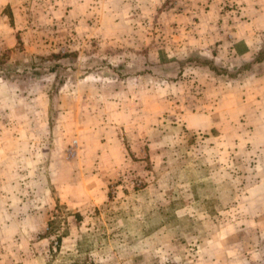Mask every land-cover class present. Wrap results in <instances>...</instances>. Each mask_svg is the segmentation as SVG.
<instances>
[{
  "label": "rangeland",
  "instance_id": "rangeland-1",
  "mask_svg": "<svg viewBox=\"0 0 264 264\" xmlns=\"http://www.w3.org/2000/svg\"><path fill=\"white\" fill-rule=\"evenodd\" d=\"M120 1L0 0V82L11 85L9 90L0 83V97L38 98L39 159L37 168L23 170L21 192H32L35 207L48 213L39 218L36 231L15 233L30 243L20 255L14 257L17 251L0 233V264H225L234 257L246 259L241 264H264V231L250 226L253 216L233 214L236 206L254 205L235 195L248 185L231 182L230 199L222 198L214 178L207 180L220 173L212 165L221 155L213 154L212 165L205 167L206 135L185 131L175 105L167 104L158 119L141 108L130 117L103 107L119 91L114 80L173 84L176 78L188 80L184 69L189 65L205 66L214 78L228 80L246 73L257 55L238 70L196 51L159 62L148 52L158 49L150 37L175 32L174 15L199 9L205 16L206 4L164 0L158 8L140 4L128 12ZM113 11L123 22L114 23ZM160 15L162 30L157 29ZM208 59L217 70L204 62ZM199 85L194 83L193 94H201ZM122 91L128 95V89ZM146 116L152 119L144 122L148 129L140 121ZM100 124L107 144L96 158L83 152L82 137ZM159 135L167 137L165 148L157 142ZM250 163L251 158L246 175L255 174ZM230 170L244 172L236 166ZM92 177L106 181L97 196ZM227 209L230 214H222Z\"/></svg>",
  "mask_w": 264,
  "mask_h": 264
},
{
  "label": "crops",
  "instance_id": "crops-1",
  "mask_svg": "<svg viewBox=\"0 0 264 264\" xmlns=\"http://www.w3.org/2000/svg\"><path fill=\"white\" fill-rule=\"evenodd\" d=\"M120 2L129 8V12L140 4L146 10H150V7L158 8L162 6L164 0H157V3L152 0H141V3L140 0ZM203 3L206 4V13L203 12L205 16L199 15V9H192L188 16L174 15L173 28L176 31L166 34L160 31L154 33L150 39L156 40L158 49L153 48L148 52L155 54L159 62H167L196 51L206 57L222 60L224 63L226 61L231 66V70H238L243 62L256 56L264 45V0H203ZM198 7H200L199 3H197ZM146 14L149 17L150 14L147 12ZM113 15L116 18L115 24L123 22L118 12L113 11ZM199 16L204 19L198 20ZM162 17L157 21V25L162 27H157L160 30L163 29L160 24L164 21ZM115 37L113 35V39ZM184 71L185 77L189 75L188 80L182 77L180 80L176 78L177 82L173 84L167 81L161 84L154 82L151 87L140 79L114 80L113 87L120 92L113 95V103L109 106L98 105L113 111V115L118 116L121 115L120 111L130 113L132 117V113L140 108L144 112L150 110L157 119L165 115L167 104L170 107L175 105L174 114L182 121V125H185V131L196 134L197 137L207 136L205 167L210 168L212 165L213 154L216 157L221 155V158L216 160L218 166L216 162L212 165V169L219 168L220 173L207 177V180L214 178L215 183L222 188L223 199H230V194L233 192L230 189L231 182L247 184L248 186L241 191L237 188L235 195L239 197L241 194L242 197L253 200L254 205L236 206L233 208V214L239 217L253 216L250 226L255 231L262 232L264 231V62L253 64L243 75L228 80L214 78L209 68L205 66L189 65ZM196 81L203 89L198 91L201 92L199 95L193 94L192 91ZM0 83L11 89V85L6 81ZM140 85L143 89L139 91ZM125 88L128 89V95L122 91ZM184 90H187L186 94L183 93ZM80 98L79 94V101ZM25 100H29L30 107H26ZM37 101L38 98H22L15 94L0 97V114H4L3 120H5V122L0 121V233H4L2 239L9 243V247L17 251L14 257L16 254L20 255L22 246L30 248V243L17 239L15 233L36 231L38 223H42L39 218L48 214L42 213L43 209L38 210L35 207L36 196L32 192H29V195L21 192L23 170L37 168L39 159L36 129ZM23 103L25 107L20 106ZM97 107L95 111L98 110ZM148 118L146 116L140 120L147 129L149 125L144 122L152 120ZM114 127L116 128L117 125L114 124ZM141 131L142 135H146L143 129ZM105 136V127L102 124L97 130L87 132L82 137L85 143L83 152L97 158L107 144L103 142ZM158 138L157 142L162 143L165 148L167 137L159 135ZM119 144L122 145L123 141H119ZM44 147L49 153L48 145ZM119 150L126 149L119 146ZM232 152L235 156L230 160ZM249 158L252 160L249 165L253 164L254 167L253 175H246ZM231 166L232 169L235 166L242 168L244 172L231 174ZM98 180L97 177L90 178V181L95 183L93 192L95 196L102 193L100 183L106 182L102 179L101 182H96ZM86 185L90 186L89 183ZM32 200L34 202H31ZM222 214H230V210L222 211ZM234 258L236 260L231 259L225 264H241L246 260L241 257Z\"/></svg>",
  "mask_w": 264,
  "mask_h": 264
},
{
  "label": "trees",
  "instance_id": "trees-1",
  "mask_svg": "<svg viewBox=\"0 0 264 264\" xmlns=\"http://www.w3.org/2000/svg\"><path fill=\"white\" fill-rule=\"evenodd\" d=\"M193 58V57H192ZM204 62H208L209 65L214 69L217 70L218 68L216 66H214L213 61L211 60H204ZM264 62V45L262 47V49L258 52L257 56L255 57V59L253 60V64L254 63H263ZM217 68V69H216ZM220 70H222V68H220Z\"/></svg>",
  "mask_w": 264,
  "mask_h": 264
}]
</instances>
